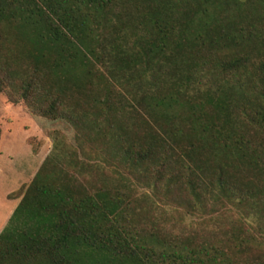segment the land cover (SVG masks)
I'll list each match as a JSON object with an SVG mask.
<instances>
[{
    "label": "trees",
    "instance_id": "1",
    "mask_svg": "<svg viewBox=\"0 0 264 264\" xmlns=\"http://www.w3.org/2000/svg\"><path fill=\"white\" fill-rule=\"evenodd\" d=\"M263 23L264 0H0V94L77 144L69 175L59 140L39 168L0 264H245L147 208L213 218L264 189ZM246 224L242 255L261 246Z\"/></svg>",
    "mask_w": 264,
    "mask_h": 264
},
{
    "label": "rangeland",
    "instance_id": "2",
    "mask_svg": "<svg viewBox=\"0 0 264 264\" xmlns=\"http://www.w3.org/2000/svg\"><path fill=\"white\" fill-rule=\"evenodd\" d=\"M260 25L259 28L264 31V23ZM240 26L246 25L243 22ZM0 129L1 233L9 214L12 216L43 162L47 158H55L58 140L61 145L63 144L64 156H61L57 163L59 162L64 174L67 175L70 170L65 163V155L69 152L71 145L77 144L76 132L71 128L70 123L65 120L55 121L52 118L34 116L24 102L13 103L6 92L0 94ZM87 150H89L88 147ZM143 191L146 190L141 189L135 193L134 197L142 198ZM157 204L161 207L160 209L164 208L161 202ZM147 210L152 221L150 223L147 221L146 224L150 225L158 221L164 225L167 232L184 237L194 247L213 245L218 249L226 248V253L229 252L232 259L246 262L245 264H253L252 261H255L256 257L264 256V189L259 190L257 197L246 206L225 204L218 216L213 218L210 215L198 214L182 219L180 213L169 208L163 216L157 208H147ZM240 220H247L245 226L250 231V235L257 238L261 244V246L253 247L246 255L236 252L229 242L234 235L230 229L235 223H240ZM227 243L231 251L226 246Z\"/></svg>",
    "mask_w": 264,
    "mask_h": 264
},
{
    "label": "crops",
    "instance_id": "3",
    "mask_svg": "<svg viewBox=\"0 0 264 264\" xmlns=\"http://www.w3.org/2000/svg\"><path fill=\"white\" fill-rule=\"evenodd\" d=\"M18 202H19V201H18V199H17V204H18ZM17 204H16V205H17ZM16 205H15V206H16ZM15 206H14V208H15ZM13 212H14V211H13ZM11 213H12V212H11ZM12 214H13V213H12ZM12 214H11V215H12ZM10 217H11V216H10V214H9V216H8V218H7V223H8V221H9V218H10ZM7 223H6V224H7ZM6 224H5V226H6ZM5 226H4V227H5ZM4 227H3V229H4Z\"/></svg>",
    "mask_w": 264,
    "mask_h": 264
}]
</instances>
